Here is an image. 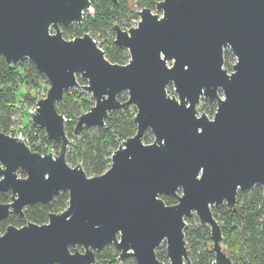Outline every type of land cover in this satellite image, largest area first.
<instances>
[{"label": "water", "instance_id": "obj_1", "mask_svg": "<svg viewBox=\"0 0 264 264\" xmlns=\"http://www.w3.org/2000/svg\"><path fill=\"white\" fill-rule=\"evenodd\" d=\"M156 7L162 14L136 10L140 20L129 29L114 24L115 44L130 53L117 63L89 32L63 35L91 11V0H0V55L8 64L32 60L49 80L32 121L60 143L57 153H42L0 129V191L11 192L0 201V221L69 193L68 206L47 222L6 226L0 264H96V252L110 244L121 262L192 264L185 228L193 213L210 228L215 264H236L213 207L233 209L239 190H264V0H158ZM226 49L236 56L231 72ZM74 87L95 99L75 136L104 126L117 109L137 108L136 132L99 175L66 158L71 139L57 105ZM203 97L216 101L213 118L199 114ZM148 130L152 142L144 141ZM164 241L169 263L157 255Z\"/></svg>", "mask_w": 264, "mask_h": 264}, {"label": "trees", "instance_id": "obj_2", "mask_svg": "<svg viewBox=\"0 0 264 264\" xmlns=\"http://www.w3.org/2000/svg\"><path fill=\"white\" fill-rule=\"evenodd\" d=\"M91 1L94 12L85 14L81 23H74L67 27V32H77L78 35H83L90 31H105L106 27L116 24L119 11L127 6L126 0H119L118 3H113L110 0ZM137 1L141 8L150 7L153 9L156 7L158 0ZM104 51L106 57L112 62H126V49L117 46L115 42L107 45ZM17 75L23 82H34L35 84H39L35 80L38 81L41 77L40 71L32 60L23 59L17 65L8 64L4 57L0 55V129L5 132L10 128L12 115L17 111L18 86L13 83ZM77 92L81 96L82 92L80 90H77ZM25 97L26 99L33 98L34 101L37 99L30 92L26 93ZM119 98L125 100L120 96ZM77 107L75 97L69 94V90H66L64 99L58 103L57 108L60 113L68 118L66 129L72 141L68 147L67 159L75 163H82L88 175H99L110 166L112 152L119 146L120 141L136 132L135 113H130L128 108L117 109L107 117L104 126L86 127L75 137L73 133L74 127L79 117L75 116V113H80ZM29 122L30 120L26 124ZM34 127L38 130V135L35 137L36 144L32 147L33 150L42 153L47 152L39 146L41 141L49 142L53 144L57 151L59 150L60 143H53L45 135L43 127L36 124H34ZM146 142H149V140H146ZM21 174L25 175L22 171ZM161 197L168 204L177 202L176 197L172 195L163 194ZM10 200L11 192L0 191V201L8 202ZM68 203L69 193L67 190H63L49 203L39 202L28 205L23 215L12 212L6 219L0 221V230L4 231L9 224L22 226L28 221L40 224L45 223L48 221L50 212L62 211L68 206ZM213 212L222 225L226 250L234 262L236 264H264L263 187L256 185L246 191L239 190L235 208L229 209L227 205H223L218 208L213 207ZM189 219L191 217L186 220L188 221ZM185 233L186 237L191 240L188 249L192 264H215V254L210 248L212 242L210 228L201 224L193 229L186 227ZM113 252L112 244L97 251L96 264H127V262L119 260V252L117 254ZM165 253H157V255L164 260L166 257ZM129 264L137 263L135 259H131Z\"/></svg>", "mask_w": 264, "mask_h": 264}, {"label": "rangeland", "instance_id": "obj_3", "mask_svg": "<svg viewBox=\"0 0 264 264\" xmlns=\"http://www.w3.org/2000/svg\"><path fill=\"white\" fill-rule=\"evenodd\" d=\"M126 2H127L126 8L119 11L120 13L118 14L119 16L117 17V21L115 23L120 24L122 26V28H124V29H129L132 26H136L135 24H137L138 21L140 20V15H139L138 11L141 9V7L139 6L137 0H133L132 2L134 4L135 9L138 11H136L130 7V5H129L130 0H126ZM152 10L155 13L162 14V10H158L157 7L153 8ZM93 12H94V7L92 5V9L88 13H93ZM70 26H68V27H70ZM66 28L67 27H62L63 35L65 38L71 39V38H74L75 36H78L77 32H73V33L67 32ZM89 33L92 34L94 39L96 41H98V45L104 50L106 49L107 45H110L111 43L114 42L115 36H116L114 24H112V26H110V27H106L105 31H100V32L90 31ZM125 55H126L125 61L128 62L130 59V53H129L128 49H126ZM224 57H225L224 66L231 72L233 70L232 66L236 62V56L229 49H226L225 53H224ZM15 65H17V64H15ZM40 78H41L42 82L44 81L43 85L40 83L35 84L34 82H33L34 84L32 82L31 83H25V82H23V80H21L19 75L16 76V79L13 82L14 85L18 86L17 92H18L19 98H17V102H16L17 111L20 113V117H21L22 121L25 123L28 122L29 120H31V118L29 116H27L26 111H27V107L30 106L34 101L33 98L26 99V97H25L26 93H29V92L32 93L33 95H35L37 97L36 100H38V99L46 96L42 93L43 88H45V89L49 88V85H50L49 80L43 74H41ZM79 81L82 85L87 84V80L80 77V76H79ZM35 82L38 83V81H36V80H35ZM77 90H80L82 92L81 96H79V93L77 92ZM168 92L172 95L176 94L175 89H174V85L172 83H170L168 85ZM69 94H71V95H73V97H75L76 105L78 106L77 108H79L80 113L86 111L87 109H89V107H91L95 103V99L93 98L92 94L83 88H76V87L70 88ZM119 96L122 97L123 99H127L128 98V92L122 91ZM126 108L129 109L130 113H136V111H137L136 106L133 104H131L129 107H126ZM197 109L199 111V114H202L204 112L210 118H213V116L216 112V109H217V104H216V101H210L209 99L203 97V98H201V101H200L199 105L197 106ZM80 113H78V114L75 113V116L78 117L80 115ZM66 125H67V123H66ZM66 131H68V130L66 129ZM145 137H144L145 142H146V140H149V142H152L154 140V134L150 130L147 131V133L145 134ZM71 141H72V139H71ZM122 141H120V143ZM52 142L55 143L54 141H52ZM43 149L47 152H49V151H52L54 153L58 152L55 149V147L53 146V144H51L49 142H47V144L44 145ZM67 161L72 166H74L76 164L72 160L67 159ZM20 176H24L21 174V171H20ZM223 205H226V204H222L221 206H223ZM215 208H218V207H215ZM190 217H191V219H189L188 221L186 220V222H187L186 227H190L191 229H193V228L201 225V222L195 213H193L192 216H190ZM3 232L4 231L0 230V233H3ZM186 240H187V246L189 248L191 240L189 237H186ZM223 245L226 248L225 241H223ZM112 249L114 251L113 253H116V254L118 252L120 253V250L117 249V247L114 244H112ZM164 252H166V242L165 241L162 242L160 244V246H158V248H157V253L163 254ZM165 256L166 257H165L164 261L169 263V258L167 257V255H165ZM131 259H134V257L130 256V257L126 258V260L124 262H127V264H129ZM191 260H192V258H191Z\"/></svg>", "mask_w": 264, "mask_h": 264}, {"label": "built area", "instance_id": "obj_4", "mask_svg": "<svg viewBox=\"0 0 264 264\" xmlns=\"http://www.w3.org/2000/svg\"><path fill=\"white\" fill-rule=\"evenodd\" d=\"M137 24H135V25H137ZM38 83L43 85L44 81L42 82L41 78H39ZM47 91H48L47 88L46 89L43 88L42 93L44 95H46ZM36 108H37V100L33 101V103L27 107L26 114H27V116H29L31 118L30 122L27 124L22 121V119L20 117V113L18 111H16L12 115V123L10 125V128L6 132L11 136L21 138L31 148L36 144L35 137L38 135V130L34 127V123L32 121V111H34ZM63 116L65 119V122H67L68 121L67 116L64 114H63ZM45 135H46V133H45ZM46 144H47V142L41 141L39 143V146L42 147V149H43L44 145H46Z\"/></svg>", "mask_w": 264, "mask_h": 264}]
</instances>
